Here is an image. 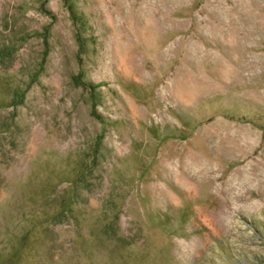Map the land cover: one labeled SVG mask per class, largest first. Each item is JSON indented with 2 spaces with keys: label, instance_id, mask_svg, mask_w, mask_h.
I'll return each mask as SVG.
<instances>
[{
  "label": "rangeland",
  "instance_id": "obj_1",
  "mask_svg": "<svg viewBox=\"0 0 264 264\" xmlns=\"http://www.w3.org/2000/svg\"><path fill=\"white\" fill-rule=\"evenodd\" d=\"M0 264H264V0H0Z\"/></svg>",
  "mask_w": 264,
  "mask_h": 264
}]
</instances>
